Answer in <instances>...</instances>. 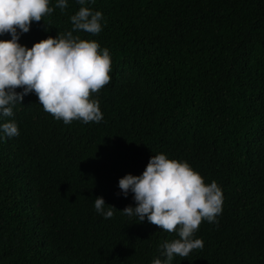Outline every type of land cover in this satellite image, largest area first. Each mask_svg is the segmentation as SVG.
<instances>
[{"label":"trees","instance_id":"16d2710c","mask_svg":"<svg viewBox=\"0 0 264 264\" xmlns=\"http://www.w3.org/2000/svg\"><path fill=\"white\" fill-rule=\"evenodd\" d=\"M31 22L28 47L72 29L81 7L67 0ZM103 14L95 40L111 57L98 92L103 118L64 124L35 93L0 139V264H151L175 232L122 213L135 206L118 180L150 156L187 161L222 190L203 247L171 264H264V0H90ZM47 29V30H45ZM4 33L0 39H8ZM22 89L17 88L16 91ZM102 196L105 219L94 209Z\"/></svg>","mask_w":264,"mask_h":264},{"label":"clouds","instance_id":"9594fccd","mask_svg":"<svg viewBox=\"0 0 264 264\" xmlns=\"http://www.w3.org/2000/svg\"><path fill=\"white\" fill-rule=\"evenodd\" d=\"M76 2L81 7L69 18L71 30L28 47L19 37L29 31L31 22L53 12L50 0H0V35H10L0 39V139L19 135L15 120L3 118L13 117L14 106L33 92L43 110L64 124L102 120L99 101L91 94L110 80V53L95 40L82 39L73 32L98 34L103 14L84 6L90 0ZM55 6L63 10L67 0H55ZM118 188L125 197L131 192L135 201L134 207L121 210L124 215L141 222L146 218L161 230L177 234L178 238L160 246L164 258L155 257L151 264H171L174 256L187 257L193 249L202 248L203 241L193 238L195 231L202 220L215 223L222 210L223 194L216 181L205 183L187 161L162 152L152 154L139 175L120 177ZM105 205L102 196L94 199L95 211L107 219L116 208Z\"/></svg>","mask_w":264,"mask_h":264}]
</instances>
